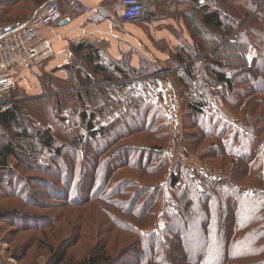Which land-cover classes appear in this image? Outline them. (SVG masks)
I'll return each instance as SVG.
<instances>
[{
	"label": "trees",
	"instance_id": "trees-1",
	"mask_svg": "<svg viewBox=\"0 0 264 264\" xmlns=\"http://www.w3.org/2000/svg\"><path fill=\"white\" fill-rule=\"evenodd\" d=\"M41 1L0 0V29L24 21L25 14L22 16L21 11L32 9L34 12L36 9L31 6ZM189 1L193 5L199 4L200 8L185 20L190 40L185 39V46L175 52V58L184 65L175 76L182 92H186H183L188 108L186 119H189L186 126L192 123L201 130H187L189 138L182 144L197 146L201 140L212 138L205 156L222 158L221 175L208 178L188 172L186 168L185 172L180 169L166 176L173 189L172 196L165 192L161 196L154 195L153 188L161 190L163 184L153 187L142 184L146 177L155 176L160 180L168 172L165 171V145L155 142L164 140L169 133L161 122L165 114H161L154 97L151 98L149 93L155 89L151 90L152 86L149 87L147 82L122 83L118 80L149 74L151 65L142 56L138 64L130 60L126 63L122 58H107L101 48L88 41L80 42L77 52L83 54L92 72L87 70L80 76L87 85L85 92H78L86 108L81 116L87 134L77 136L74 150L93 143L90 147L98 154L111 151L103 168L106 171L104 181L113 180L120 172L131 171V175H121L115 187L119 196L129 183L135 188L127 199L131 208L121 211L126 218L118 217L107 207L99 206L98 210L107 215L111 229L130 234L133 242L129 248L116 252L105 246V240L103 245L96 244L87 249L77 260L73 248L80 250L84 239H93L83 225H74L60 240V232L65 228L60 226L56 232L55 226L64 221L65 216L35 215L12 207L0 210L3 221L15 225L16 230L31 229L41 233L25 239L11 252L12 257L24 261L39 248L48 253L40 264H119L125 253L133 249L138 252L139 261L144 257L143 264H264L263 172L262 166L259 170L253 167L258 147L252 141L256 133L264 132V5L261 6L264 0H238V3L223 0L226 8L212 5L211 0ZM247 20V27L236 32ZM217 45L220 48L208 52ZM251 49L255 51L253 56H250ZM198 56L205 59V69H197L194 59ZM75 66L68 65L67 71H78ZM218 97L229 112L215 107ZM115 112H119L115 119L97 126ZM28 121L22 114L21 102L0 104V194L3 198L21 197L23 192L17 191L16 187L21 181L36 178L39 187L49 186L51 196L58 201L60 197L53 193L60 190L49 176L54 177L58 172L60 177V169L69 172L74 167L65 168V163L60 162L66 147L56 146L54 150L55 137L51 127L37 129ZM140 134L148 135L144 140L140 139L145 144L138 141L119 144ZM98 143L103 144L98 146ZM186 149L184 151L188 152ZM32 172L37 176H24V173ZM252 172L258 174L255 183ZM68 174L66 183L71 184L75 174ZM94 179H90L91 182L94 183ZM80 181L84 182L85 178ZM25 194V201L32 198L31 190ZM96 199L98 196L87 195L84 200L89 204ZM44 204L48 205L42 206ZM52 205L50 201L37 202V206L44 209H50ZM158 213L162 222H166L153 226L149 218ZM48 227L55 229L52 236L59 239L57 244L51 241L49 232H43ZM191 238L199 245L191 244ZM27 264L39 263L32 260Z\"/></svg>",
	"mask_w": 264,
	"mask_h": 264
},
{
	"label": "rangeland",
	"instance_id": "rangeland-1",
	"mask_svg": "<svg viewBox=\"0 0 264 264\" xmlns=\"http://www.w3.org/2000/svg\"><path fill=\"white\" fill-rule=\"evenodd\" d=\"M47 1L48 0H42L41 2H39L41 4H39L38 2L36 4L34 3L36 6L32 5L31 8H35L37 10ZM236 1L238 3V0ZM149 3L152 8L158 12L159 16H154L158 17L154 19L152 23L154 29L149 30L148 27L146 31L150 32L152 35L165 34L166 37L163 38V40L160 39V41L158 42L153 41L151 43L147 40L149 38H147V33L145 32V34L143 32V30L145 29V21H134L132 23V27H130L129 29L125 28V31L128 33H132L133 30L135 31V29H137L139 31V28H141V34H144L147 39L141 38V40H134L132 41V43L124 42L122 47H120L119 45V48L122 49H119L116 57L106 47L102 46V50L105 52L107 58H122V60L124 62L126 61V63L130 60L131 63L138 64L142 56V58H145L144 60L146 61V63L151 65L152 71L149 74H143L141 76L134 75L130 78L127 77L125 79L120 78L118 82L137 83L145 81L148 83L149 87L152 86L151 90L155 89L154 92H151L149 94L151 98L152 96L154 97L156 104L161 109V114H165L162 116L164 120L162 119L161 122L167 126V130L169 132L164 140L155 142L165 145L164 147L167 150L165 163L167 167H165V171L168 172H166V174H164L163 178L161 177L160 180L155 176L146 177L145 182H142V184H146L150 187L156 186L157 184H163L161 190H156L157 187L155 189L153 188V192H155L154 195L157 194L158 196H161V194L165 192L166 195L172 196L173 189L169 187L170 184L168 183V179H166V176L171 174V161L175 155L182 154L188 156L189 158L185 165L180 166L179 170L181 169L183 172H185L184 170L186 168L188 169V172H195L208 178H217L221 175L219 173L221 172L219 165L222 158L216 157L217 159H211L207 158V155V157L205 156V152L209 150V148L207 149V147H209L210 142L213 140L212 138H207L203 141L201 140V144L197 146H186L185 143L182 144L183 140L187 141V139L189 138L186 133L187 130L199 131L201 129L196 127L192 123H190L191 125L189 127L186 126V122L189 121L188 118L186 119L188 108L183 96L186 92H182L183 89L178 83L175 76V72L184 65H181V63L175 58V52L180 47H182L185 39L190 40V32L185 24V20L187 17L194 14V10L197 11V8H200V5H193L189 0H149ZM211 4L220 8L227 7L223 0H211ZM62 5L64 6V3H62ZM263 5L264 1L261 3V6ZM12 11L13 10H11V12ZM34 12L32 9L30 11H21L22 16L25 14L22 19H24V21L29 20L34 15ZM166 18L172 20L171 23L165 24L161 22ZM159 22H161L162 24H160ZM248 22L249 20L244 21V23L237 28L236 32L247 27ZM216 48H220V45L209 49L208 52L215 51ZM254 53V49H251L250 56H253ZM163 54H165L166 56H162ZM202 56H198L194 59V61L198 65L197 69L199 70L203 68L205 69L206 66L205 59L202 58ZM70 65H76L77 67L75 66L74 68H79V70L76 72L71 70V72L69 71L70 73L67 71V78H69V81L61 83L59 82V79H56L49 72L43 73V75L38 72L37 77L39 79H43V82H45V84L42 85V91L31 89V92L29 91L28 93V91L23 90L22 88H17L12 91L10 95H1L0 101H4V103H2V105L4 106L8 105L9 102L15 100L21 102L22 114L26 116L27 120H29L28 122H33L35 128L41 129L51 127L52 134L55 137L54 150L56 149V146L63 145L66 147L60 162L63 161L65 163V168L70 166L74 167L73 169H70L69 172L75 174L73 176L75 177V180L71 184L66 183L67 181L65 176L69 173L66 169L59 170V173L63 176V178L62 176H58V172L54 175V177L49 176V178L57 186L58 190H60H56L53 193V195H57L58 198L60 197L58 201L51 196L52 192L49 186L45 185L44 187H39L40 182H38L36 178H32L34 181L31 179H27L26 182L21 181L19 186L16 187L17 191L21 190L23 192L21 197L11 198L6 196L3 198V196H1L0 194V210L15 207L21 209L22 211H29L35 215L49 213L55 215L61 214L65 216V219L64 221L57 223V225L55 226L56 232H58L57 228H59L60 226H64L65 228L64 231L61 230L60 232V240L69 233V229H73L74 225H83L84 230L87 232V234H92L93 239L89 240L88 237L87 240L84 239L81 243L82 249L80 250H76V248H73V251L75 253L77 252L76 256L78 257V260L83 255V253L87 251V249L91 248L92 246H96V244L101 246L105 243V240H107L105 246L111 249L114 248L116 252L123 248H129L128 246H130L133 242V237L126 232H120L117 229H111V222L108 220L107 215L100 212L98 208L99 206L110 208V210L113 211L118 217L125 219L126 216L121 211L131 208V205L127 203V199L130 196L129 194L135 191V188L130 186L131 184L129 183L128 186L125 187L123 191L124 193L122 192L120 196L116 193L115 190L117 179L121 177V175H131V171L118 173V175H116L113 180H109L110 183L108 181H104L106 179V171H103V168L106 162H108L107 158L110 155L111 151L107 152L106 154H104V152L102 156L101 154H98L95 149L90 147L91 145H93V143H90L89 145H87L86 143L85 146L83 145V147L78 149L77 151L74 150L75 143L77 142V136L83 133L87 134V129L82 121L81 116L83 110H85L86 108L85 105L81 103L78 97V92H85L87 90V85L84 84V80H82L80 76L83 75L82 73L84 72L87 73V70L92 72V68L87 65L82 53L77 54L75 52L71 55ZM153 80L156 81L153 83ZM142 87L143 86H141L140 88ZM214 91H216V88H214ZM29 96L33 97L27 98ZM56 97H60L62 100L59 105H56ZM218 99L220 98L218 97ZM216 106L218 107L220 105H218L217 103L215 107ZM92 108L93 106L90 107V110ZM208 113L209 110L207 111V115L210 116ZM118 114L119 112L112 113L110 116L97 123V126H101L104 123L115 119ZM230 135L227 138H229ZM146 136L148 135L140 134L136 138H131L127 141L122 140L119 142V144L125 142L134 144L137 141L138 143L145 144L140 139L144 140V137ZM191 140H193V138ZM252 141L254 145L258 147V153L256 155L257 158L254 160L253 167L259 170V168L262 166L263 172L264 132H261L260 134L256 133L252 137ZM102 144L103 143H98V146H102ZM186 147V150L188 152L184 151V148ZM66 152H71L72 154H65ZM261 157L262 159L260 160ZM134 160L136 159L134 158ZM96 164H98L97 167H95ZM90 167H92L93 170H91ZM253 172V183H255L257 182V179L255 178H258V174H255ZM24 176L34 177L37 176V174L33 172L24 173ZM82 178H85V181L80 183V179ZM92 178H95L94 183L93 181L91 182ZM25 187H27L28 190H25ZM29 188L33 195H31V199L25 201L24 199L27 198V195L25 193L27 191H30ZM65 191L67 193V196H65ZM43 193L45 195H43ZM87 195L90 197H92L93 195L98 196V199L87 204V200H84L85 198H87ZM75 198L83 200L81 202H78ZM101 198H103V201L101 200ZM72 200L76 203L75 205ZM38 201H43L45 203L47 201H50L53 205L50 207V209L40 208L39 206H37ZM111 202L116 203V205H109V203ZM47 205L44 204L42 206ZM117 205L119 206L117 207ZM139 205L140 203H138V206ZM160 215L161 214L158 213L157 216L150 217L149 222L153 223V226L158 223H162L163 225L166 221L164 220L162 222ZM40 221L42 222V220ZM147 223L148 222L144 224ZM55 229H53L52 227H48L44 229L43 232H49L51 241L57 244L59 239H56L55 236H52ZM38 234L41 235L40 232ZM38 234L37 231L31 229L26 231L16 230L15 225L9 224L7 221H3V218H1L0 216V241L3 242L7 247L6 249H1L0 253L5 258L6 263L10 264L9 259L14 258L12 257L11 252L18 248V246L25 239ZM195 238H191L190 241L192 242L190 243L199 245V242H195ZM47 255V252L43 253L42 250L38 248L37 250L34 249V252H31L28 258H26L24 261H18L16 258L14 259L16 260V264H27V262H31L32 260L40 264L41 261L46 260ZM139 258L140 256L138 252L131 249V251L125 253L124 257L120 259L119 264H139L140 262L141 264H143L144 257L142 261H139Z\"/></svg>",
	"mask_w": 264,
	"mask_h": 264
},
{
	"label": "crops",
	"instance_id": "crops-1",
	"mask_svg": "<svg viewBox=\"0 0 264 264\" xmlns=\"http://www.w3.org/2000/svg\"><path fill=\"white\" fill-rule=\"evenodd\" d=\"M87 2L93 7V10L88 13L78 14L73 12L66 4L62 5L63 20L50 27H42L38 32V42L42 40L49 41L53 46V52L42 59L41 61L31 64L27 67L20 68L15 71L17 78V88H22L31 92L32 90H43L45 82L43 79L37 77L38 72L43 73L49 72L59 82H67V66L70 65L71 55L77 52V46L80 42L88 41L95 46L102 49L106 47L111 51L112 54L116 55L119 52L120 47L123 46L124 42L132 43L134 40H141L146 38L144 34H141L142 30L135 29L132 33L125 31L132 27L134 21H120L116 19L109 10V6L115 0H82ZM35 13V12H34ZM165 18V17H164ZM143 32L147 35V40L151 43L153 41H160L165 38V34H154L146 31L154 29L153 21L144 20ZM172 20L163 19L162 23H171ZM159 22L160 24H162ZM153 36V37H152ZM156 36V37H154ZM160 55V53H159ZM162 56H166L163 54ZM42 70V71H40ZM14 89V90H15ZM13 90V91H14ZM37 96V95H34ZM33 96H29L30 98ZM23 98V97H22ZM217 102L220 107L227 110L222 101L217 98ZM228 111V110H227ZM229 112V111H228ZM264 160V158H263ZM263 187H264V163H263ZM7 247L3 242L0 241V250L6 249Z\"/></svg>",
	"mask_w": 264,
	"mask_h": 264
},
{
	"label": "built area",
	"instance_id": "built-area-1",
	"mask_svg": "<svg viewBox=\"0 0 264 264\" xmlns=\"http://www.w3.org/2000/svg\"><path fill=\"white\" fill-rule=\"evenodd\" d=\"M62 3L78 14L88 13L93 7L82 0H48L41 5L34 15L24 22H17L14 28L0 29V96L10 95L17 86L15 71L37 63L53 52L52 44L47 40L38 42V32L42 27H50L60 23L63 18ZM112 15L120 21L154 20L159 16L152 8L149 0H115L109 6ZM152 11L153 16H149ZM62 102L56 97V105ZM4 101H0V104ZM188 156L177 154L171 161V173L178 172L185 165ZM10 264H16L14 258ZM0 264H8L0 253Z\"/></svg>",
	"mask_w": 264,
	"mask_h": 264
},
{
	"label": "water",
	"instance_id": "water-1",
	"mask_svg": "<svg viewBox=\"0 0 264 264\" xmlns=\"http://www.w3.org/2000/svg\"><path fill=\"white\" fill-rule=\"evenodd\" d=\"M13 28H14V25L11 24V25H9V26L7 27V30L9 31V30H11V29H13Z\"/></svg>",
	"mask_w": 264,
	"mask_h": 264
},
{
	"label": "bare ground",
	"instance_id": "bare-ground-1",
	"mask_svg": "<svg viewBox=\"0 0 264 264\" xmlns=\"http://www.w3.org/2000/svg\"><path fill=\"white\" fill-rule=\"evenodd\" d=\"M151 14H152V11H149V16H150V17L153 16V14H152V15H151Z\"/></svg>",
	"mask_w": 264,
	"mask_h": 264
},
{
	"label": "snow or ice",
	"instance_id": "snow-or-ice-1",
	"mask_svg": "<svg viewBox=\"0 0 264 264\" xmlns=\"http://www.w3.org/2000/svg\"><path fill=\"white\" fill-rule=\"evenodd\" d=\"M249 59H251V57H249Z\"/></svg>",
	"mask_w": 264,
	"mask_h": 264
}]
</instances>
